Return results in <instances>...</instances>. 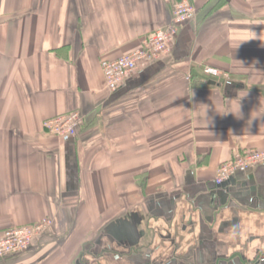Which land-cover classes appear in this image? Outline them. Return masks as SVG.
I'll return each mask as SVG.
<instances>
[{
  "label": "crops",
  "instance_id": "0c3cea01",
  "mask_svg": "<svg viewBox=\"0 0 264 264\" xmlns=\"http://www.w3.org/2000/svg\"><path fill=\"white\" fill-rule=\"evenodd\" d=\"M177 1L0 0V238L52 220L0 264H264V164L213 182L264 152V0H190L168 54L115 92L101 73ZM73 111L75 137L43 133Z\"/></svg>",
  "mask_w": 264,
  "mask_h": 264
},
{
  "label": "built area",
  "instance_id": "2783aa9c",
  "mask_svg": "<svg viewBox=\"0 0 264 264\" xmlns=\"http://www.w3.org/2000/svg\"><path fill=\"white\" fill-rule=\"evenodd\" d=\"M195 12V7L190 0H178L173 7L171 22L150 33L140 48L116 59L101 60L100 69L108 91L115 92L136 70L168 54L180 26L192 21ZM202 73L212 79L228 76L227 73L210 67L203 68ZM82 123V114L73 111L44 120L42 131L57 140H66L77 135ZM259 164H264V152L249 150L237 153L230 161L218 168L213 181L214 185L219 187L227 182L236 170L249 169ZM51 226L52 220L45 217L32 225L6 230L0 238V259L27 251Z\"/></svg>",
  "mask_w": 264,
  "mask_h": 264
},
{
  "label": "water",
  "instance_id": "95a60500",
  "mask_svg": "<svg viewBox=\"0 0 264 264\" xmlns=\"http://www.w3.org/2000/svg\"><path fill=\"white\" fill-rule=\"evenodd\" d=\"M227 184H228V181H227V182H224L222 186H226ZM129 227H130V226H129L128 224H125V225H124V228H125L124 230H125V231L122 229V230H121V233L124 232V233L126 234V236H130V237H132V234H131V231H130Z\"/></svg>",
  "mask_w": 264,
  "mask_h": 264
},
{
  "label": "clouds",
  "instance_id": "9594fccd",
  "mask_svg": "<svg viewBox=\"0 0 264 264\" xmlns=\"http://www.w3.org/2000/svg\"><path fill=\"white\" fill-rule=\"evenodd\" d=\"M238 104H239V101H238ZM206 110H207V107H206V109H205V112H204V115L206 116ZM239 110V109H238ZM229 112H231V113H234V112H232V111H226V112H224V113H222V114H228ZM235 114V113H234Z\"/></svg>",
  "mask_w": 264,
  "mask_h": 264
},
{
  "label": "trees",
  "instance_id": "16d2710c",
  "mask_svg": "<svg viewBox=\"0 0 264 264\" xmlns=\"http://www.w3.org/2000/svg\"><path fill=\"white\" fill-rule=\"evenodd\" d=\"M34 224V223H33ZM32 225V224H31Z\"/></svg>",
  "mask_w": 264,
  "mask_h": 264
}]
</instances>
